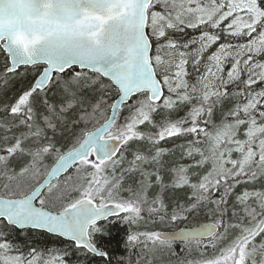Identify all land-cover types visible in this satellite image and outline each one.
Here are the masks:
<instances>
[{
    "label": "snow or ice",
    "instance_id": "6c2138e0",
    "mask_svg": "<svg viewBox=\"0 0 264 264\" xmlns=\"http://www.w3.org/2000/svg\"><path fill=\"white\" fill-rule=\"evenodd\" d=\"M0 264H264V0H0Z\"/></svg>",
    "mask_w": 264,
    "mask_h": 264
}]
</instances>
